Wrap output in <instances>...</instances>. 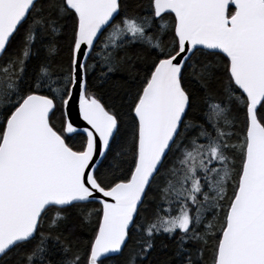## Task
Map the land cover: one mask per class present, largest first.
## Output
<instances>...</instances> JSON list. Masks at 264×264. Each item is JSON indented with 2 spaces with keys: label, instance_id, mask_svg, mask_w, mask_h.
Returning <instances> with one entry per match:
<instances>
[{
  "label": "snow or ice",
  "instance_id": "obj_1",
  "mask_svg": "<svg viewBox=\"0 0 264 264\" xmlns=\"http://www.w3.org/2000/svg\"><path fill=\"white\" fill-rule=\"evenodd\" d=\"M0 264H264V0H0Z\"/></svg>",
  "mask_w": 264,
  "mask_h": 264
},
{
  "label": "trees",
  "instance_id": "obj_2",
  "mask_svg": "<svg viewBox=\"0 0 264 264\" xmlns=\"http://www.w3.org/2000/svg\"><path fill=\"white\" fill-rule=\"evenodd\" d=\"M71 223H72V221L70 220V222H69V227H71Z\"/></svg>",
  "mask_w": 264,
  "mask_h": 264
}]
</instances>
